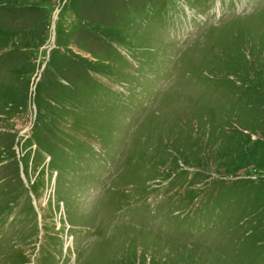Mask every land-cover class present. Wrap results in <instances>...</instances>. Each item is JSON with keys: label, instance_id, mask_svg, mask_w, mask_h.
Returning a JSON list of instances; mask_svg holds the SVG:
<instances>
[{"label": "rangeland", "instance_id": "1", "mask_svg": "<svg viewBox=\"0 0 264 264\" xmlns=\"http://www.w3.org/2000/svg\"><path fill=\"white\" fill-rule=\"evenodd\" d=\"M0 264H264V0H0Z\"/></svg>", "mask_w": 264, "mask_h": 264}]
</instances>
